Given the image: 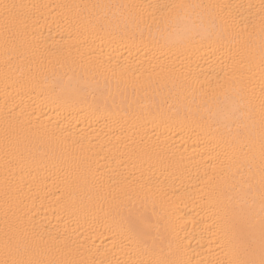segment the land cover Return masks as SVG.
I'll use <instances>...</instances> for the list:
<instances>
[{
  "label": "bare ground",
  "instance_id": "obj_1",
  "mask_svg": "<svg viewBox=\"0 0 264 264\" xmlns=\"http://www.w3.org/2000/svg\"><path fill=\"white\" fill-rule=\"evenodd\" d=\"M7 2L38 7L15 43L0 29V259L10 239L76 264H214L242 230L259 259V196L243 193L259 188L261 0ZM171 3L204 7L163 22L136 7ZM210 5L248 26L218 42ZM249 142L251 172L232 151Z\"/></svg>",
  "mask_w": 264,
  "mask_h": 264
},
{
  "label": "snow or ice",
  "instance_id": "obj_2",
  "mask_svg": "<svg viewBox=\"0 0 264 264\" xmlns=\"http://www.w3.org/2000/svg\"><path fill=\"white\" fill-rule=\"evenodd\" d=\"M36 5H28L23 3H9L7 0H0V29H2L3 37L6 47L10 43H15L16 40L20 37H23L27 34L28 19L32 9L37 8ZM99 7V6H94ZM136 7H145L157 9L160 12L162 22L164 20H170L172 18H179L183 16L188 9L194 7H204L196 6L185 3H171L165 5H145V6H136ZM213 9H219V13L213 12L210 16V26L212 29L218 31L216 32V39L218 42L225 41L230 38H234V33L237 29L240 32L248 26L249 21L242 18H238L230 11V5H210L208 6ZM261 16H260V27L261 32L264 34V0H261ZM261 58V68L264 71V46L260 50ZM239 61L233 60V63L229 66L228 72L232 74V78H235L238 70ZM242 102L244 90L241 92ZM248 97L250 98L254 95L252 90H248ZM250 103V99L247 101ZM249 118L251 115L249 114ZM260 139H259V188L258 191L254 185V177L250 176L247 180V190L243 195L249 198L250 202L254 205L256 203V196H259V205H260V251L259 259L254 258L255 255V240L250 235L247 230H242V234L239 238L229 237L227 234L221 237V240L218 241L221 247L228 245L231 246L234 252V258L222 262L216 261L214 264H264V89L261 92V103H260ZM248 129L246 127L238 130V136H246ZM253 144L242 143L233 145L232 151L234 156L240 158L243 162L248 163L249 172H251L252 161L255 160V155H249L253 153ZM129 216L127 218L128 231L133 232L131 218L138 212L135 208V205H132L129 209ZM138 242L147 247V241L143 240L142 237H138ZM13 245L10 239H6L5 242V258L0 259V264H76L75 261L47 258L41 259L36 254V249L31 245H25L20 254H13L12 252ZM243 249L245 252L249 253V257L240 258L239 252ZM136 264H144L143 261L136 262ZM148 264H190V261L184 259H172L161 256L160 258L149 261Z\"/></svg>",
  "mask_w": 264,
  "mask_h": 264
}]
</instances>
